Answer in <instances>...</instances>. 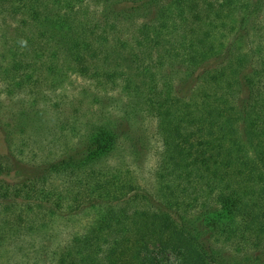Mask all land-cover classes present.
Returning <instances> with one entry per match:
<instances>
[{
  "label": "trees",
  "instance_id": "trees-1",
  "mask_svg": "<svg viewBox=\"0 0 264 264\" xmlns=\"http://www.w3.org/2000/svg\"><path fill=\"white\" fill-rule=\"evenodd\" d=\"M78 215L49 264H264V0H0V250Z\"/></svg>",
  "mask_w": 264,
  "mask_h": 264
},
{
  "label": "rangeland",
  "instance_id": "rangeland-1",
  "mask_svg": "<svg viewBox=\"0 0 264 264\" xmlns=\"http://www.w3.org/2000/svg\"><path fill=\"white\" fill-rule=\"evenodd\" d=\"M134 131L132 140H121L115 160L128 164L135 170L141 184L151 187L161 149L155 122L151 118H145ZM60 142L65 143V140L61 139ZM59 146L61 144L56 145L57 148H60ZM85 221V215L63 217L54 222L49 233L47 231L29 239L23 236L19 241H9V244L0 250V264H49L45 261L44 247L47 249L63 243L70 234L81 228Z\"/></svg>",
  "mask_w": 264,
  "mask_h": 264
}]
</instances>
